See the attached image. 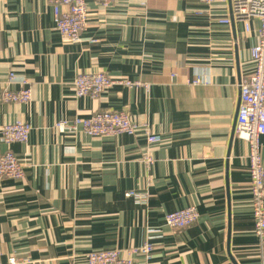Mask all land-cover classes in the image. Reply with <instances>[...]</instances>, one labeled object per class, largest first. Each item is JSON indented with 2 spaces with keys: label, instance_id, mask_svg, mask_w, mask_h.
I'll list each match as a JSON object with an SVG mask.
<instances>
[{
  "label": "crops",
  "instance_id": "0c3cea01",
  "mask_svg": "<svg viewBox=\"0 0 264 264\" xmlns=\"http://www.w3.org/2000/svg\"><path fill=\"white\" fill-rule=\"evenodd\" d=\"M87 6L79 41L68 42L45 0H0V95L21 81L30 89L24 104L0 97V127L16 120L31 126L25 143L5 144L0 133V154L9 148L24 165L22 179L0 182V264L10 257L14 264H86L88 252L146 241L149 257L133 256V264H264V240L253 231L248 145L233 136L238 82L253 71L258 20L247 32L239 21L219 23L228 7L200 0ZM92 70L138 84L75 97L74 77ZM108 109L147 123L160 141L54 127ZM186 207L197 210L196 223L165 225L167 213Z\"/></svg>",
  "mask_w": 264,
  "mask_h": 264
},
{
  "label": "built area",
  "instance_id": "2783aa9c",
  "mask_svg": "<svg viewBox=\"0 0 264 264\" xmlns=\"http://www.w3.org/2000/svg\"><path fill=\"white\" fill-rule=\"evenodd\" d=\"M53 8L55 29L62 39L77 42L88 20V0H45ZM101 8H107L114 0H92ZM203 4H224L228 7L229 17L218 19L219 23L228 24L239 21L247 32L251 19L259 22L258 40L250 50L253 71L239 79L238 103L233 126V136L243 139L248 145L249 160V191L251 194V209L254 234L264 240V161L261 155L264 138V0H200ZM8 83L13 80V73L8 77ZM199 79V78H198ZM196 82H199V80ZM114 84L134 86L138 84L126 78H112L103 70L79 71L72 81L75 97L99 98L100 95ZM1 100L8 103H27L30 99V89L21 81V87L13 90L6 86L1 92ZM55 129L63 132H81L91 137L108 135H136L142 133L147 144L152 145L160 141V136L152 133L147 123L134 122L124 111L104 110L92 113L88 117H75L71 122L59 121ZM31 132L29 123L16 120L1 125V140L5 144L14 142L25 143ZM152 162L150 155L146 157ZM24 165L18 160L11 149L7 148L0 154V182L4 179L19 180L24 176ZM126 196L144 200L143 195L126 192ZM195 207L182 208L165 215V225L170 229L187 228L198 220ZM152 231V230H150ZM153 245L146 241L137 247L125 250L108 249L91 251L85 255L86 264H133V256L138 254L149 257ZM16 263L14 257L9 258V264Z\"/></svg>",
  "mask_w": 264,
  "mask_h": 264
}]
</instances>
